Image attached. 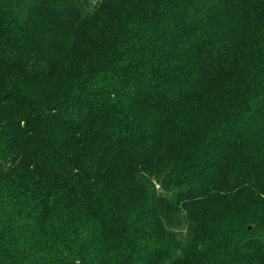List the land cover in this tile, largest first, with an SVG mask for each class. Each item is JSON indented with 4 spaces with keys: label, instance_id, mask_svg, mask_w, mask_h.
<instances>
[{
    "label": "trees",
    "instance_id": "obj_1",
    "mask_svg": "<svg viewBox=\"0 0 264 264\" xmlns=\"http://www.w3.org/2000/svg\"><path fill=\"white\" fill-rule=\"evenodd\" d=\"M0 264H264V0H0Z\"/></svg>",
    "mask_w": 264,
    "mask_h": 264
}]
</instances>
